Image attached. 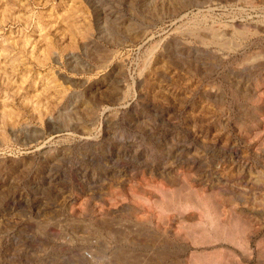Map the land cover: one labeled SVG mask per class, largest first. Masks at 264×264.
Listing matches in <instances>:
<instances>
[{"label":"rangeland","instance_id":"1","mask_svg":"<svg viewBox=\"0 0 264 264\" xmlns=\"http://www.w3.org/2000/svg\"><path fill=\"white\" fill-rule=\"evenodd\" d=\"M0 264H264V0H0Z\"/></svg>","mask_w":264,"mask_h":264},{"label":"bare ground","instance_id":"2","mask_svg":"<svg viewBox=\"0 0 264 264\" xmlns=\"http://www.w3.org/2000/svg\"><path fill=\"white\" fill-rule=\"evenodd\" d=\"M242 214H243L244 216H247L246 213H245L244 211H242ZM242 214H241V215H242ZM179 216H180L181 218H189V219H194V218L197 217L195 213H189V214H186L185 211H181L180 214H179ZM177 236H178V237H181V235H177ZM232 254L236 255L234 252H232ZM232 254H231V255H232Z\"/></svg>","mask_w":264,"mask_h":264}]
</instances>
